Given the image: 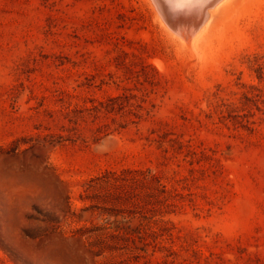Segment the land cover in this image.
Here are the masks:
<instances>
[{
    "label": "rangeland",
    "instance_id": "obj_1",
    "mask_svg": "<svg viewBox=\"0 0 264 264\" xmlns=\"http://www.w3.org/2000/svg\"><path fill=\"white\" fill-rule=\"evenodd\" d=\"M158 16L0 0V264H264V0L190 38ZM125 169L127 202L90 188Z\"/></svg>",
    "mask_w": 264,
    "mask_h": 264
},
{
    "label": "trees",
    "instance_id": "obj_2",
    "mask_svg": "<svg viewBox=\"0 0 264 264\" xmlns=\"http://www.w3.org/2000/svg\"><path fill=\"white\" fill-rule=\"evenodd\" d=\"M262 67V66H261ZM145 171L142 170H129L125 169L122 170L121 173H117L115 171H107L104 175L99 176L91 181H95L94 184H90V188L92 190L102 188L105 192L102 198L104 200L109 201V199L116 200V202H127L134 193L130 191L133 182L139 181V178L136 176L138 175H145ZM128 174H132L131 177ZM152 179L160 181L156 175L151 176ZM161 185V184H160ZM162 192H165L166 188L165 185H162ZM101 195H93L92 198H101ZM137 204V203H136ZM118 212H123L120 208H117ZM129 226L117 227V233H110L105 235L103 238L100 237L99 244H100V251H103L105 248L110 249H117L118 241H129L135 240V236L131 238L129 234L131 230H128ZM121 230V231H120ZM134 233L137 234V238L144 243V245L149 244L148 238L151 236L154 240H156L162 233L159 230L147 231L144 226L138 227L136 230L134 229ZM111 240H116V245L110 242ZM107 264H116L115 262H109Z\"/></svg>",
    "mask_w": 264,
    "mask_h": 264
},
{
    "label": "bare ground",
    "instance_id": "obj_3",
    "mask_svg": "<svg viewBox=\"0 0 264 264\" xmlns=\"http://www.w3.org/2000/svg\"><path fill=\"white\" fill-rule=\"evenodd\" d=\"M153 1L159 11L158 17H161L160 19L164 20L168 27L179 33H182L183 28L181 24L188 23L186 34L190 38L192 35L195 36L199 32H202L204 29H206L211 23L214 11L218 9L224 2L229 0H220L218 4H215V0H213V4L207 5L196 3L195 0ZM176 33H174V35H176Z\"/></svg>",
    "mask_w": 264,
    "mask_h": 264
},
{
    "label": "snow or ice",
    "instance_id": "obj_4",
    "mask_svg": "<svg viewBox=\"0 0 264 264\" xmlns=\"http://www.w3.org/2000/svg\"><path fill=\"white\" fill-rule=\"evenodd\" d=\"M196 3H201V4H213V0H195ZM220 0H215V4H218Z\"/></svg>",
    "mask_w": 264,
    "mask_h": 264
}]
</instances>
